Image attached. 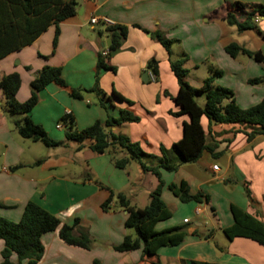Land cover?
Segmentation results:
<instances>
[{
    "label": "crops",
    "instance_id": "crops-1",
    "mask_svg": "<svg viewBox=\"0 0 264 264\" xmlns=\"http://www.w3.org/2000/svg\"><path fill=\"white\" fill-rule=\"evenodd\" d=\"M236 2L245 4V9H231ZM255 5L264 6V0H76L74 15L58 24L55 46V27L51 24L31 44L1 58L0 73L17 72L20 76L16 93L19 102L29 97V83L44 65L59 66L66 85H46L29 113L34 123L59 142L56 146L42 147L37 141L21 138L0 111V217L18 222L31 200L63 224L78 218L80 226L105 243L93 257L101 264H152L155 259L162 264H264V246L251 239L228 240L223 235L214 242V237L224 234L222 229L233 222L230 204L264 223V133H256L248 140L247 133L254 126L209 124L206 116L200 117L209 150L176 170H160L161 198L171 209V216L157 222L155 229L183 226L184 236L176 245L160 246L146 260L140 259L141 248L127 252L112 248L124 235L134 236L133 230L124 226L127 212L117 203V194L122 193L131 205L142 208L148 204L156 177L143 172L136 162L133 170L131 162L124 169L116 168L110 154H98L89 148L90 140H84L83 147L77 150L75 141L65 139L64 128L57 127L65 110L70 111L78 129L103 122L107 116L116 118L120 110H128L138 116V121L113 129L138 143L148 155L160 157L161 147L170 153L172 144L182 137L183 123L189 120L187 114H173L179 110L173 100L178 83L170 61L182 57L186 80L192 87H199L212 67L221 72L213 83L231 89L240 107L256 104L264 97V39L259 37L264 31V15L259 14L256 23L260 25L258 33L253 29L238 31L225 19L231 11L241 22L245 13L255 10ZM90 17L97 18L95 25L89 23ZM104 18L111 25L126 27V35L120 51L114 55L110 51L104 58L114 71L103 69L96 75L97 55L108 48ZM157 33L171 41L170 53L155 39ZM229 43L259 52L262 60L241 52L230 56L224 49ZM152 58L157 62V79L144 80L146 64ZM193 74H201L202 79L190 78ZM96 76L98 88L110 100H104L102 105L95 92H84L80 99L71 96V88L93 87ZM254 78L262 82H249ZM112 91L126 101L113 97ZM2 99L0 91V102ZM196 102L202 107L204 97L198 96ZM145 161L157 164V158ZM16 165V170L9 169ZM213 165L217 170L212 169ZM65 171L71 176L61 174ZM181 181L187 183L190 194L201 195L198 201L180 202L172 194L167 185ZM245 186L252 202L245 195ZM110 193L112 198L104 211L101 203ZM41 241L44 250L38 264H80L86 258L84 249L64 243L57 230L44 233ZM2 247L0 239V251ZM10 260L18 264L15 254Z\"/></svg>",
    "mask_w": 264,
    "mask_h": 264
},
{
    "label": "trees",
    "instance_id": "trees-1",
    "mask_svg": "<svg viewBox=\"0 0 264 264\" xmlns=\"http://www.w3.org/2000/svg\"><path fill=\"white\" fill-rule=\"evenodd\" d=\"M76 0H0V59L9 53L19 50L31 44L48 26L54 25L52 45H56L59 34V22L74 15ZM234 10H244L245 4L233 3ZM255 13L264 15V6L255 5V10L245 13V18L239 22L231 11L225 16L230 25H235L238 31L253 29L255 23L252 17ZM107 36L111 40L109 50L118 48L123 43L126 35V27L119 25L105 26ZM264 39V31L261 32ZM165 50L170 53L171 41L162 38L160 34L154 35ZM232 57L238 53L252 56L256 61H261L259 52H251L236 43H229L224 47ZM185 57L170 61V69L174 73L178 91L173 96L179 110L173 114L179 116L187 114L189 120L183 123L182 137L172 144L170 153L161 147V156L153 157L145 153L138 143L132 142L123 133L116 132L113 128L128 122L138 121V116L128 110H120L119 116L113 118L107 116L103 122L95 121L91 125L78 129L75 126L71 114H63L58 123L64 128V136L67 141H75L76 149L83 147L84 140H90L89 148L95 153H108L111 155L113 165L124 169L131 161L136 162L143 172L152 173L157 180L155 187L149 192L148 204L137 208L130 204L128 198L122 193L117 194L120 207L126 210L124 226L132 229L134 236L126 234L117 245H112L117 252L133 251L141 248V260H146L156 254L160 246L176 245L184 236L183 226H172L162 230H156L155 224L171 216V209L163 202L161 190L163 181L160 170L173 171L180 164L196 161L204 150H209L205 144V132L200 124V117L206 116L209 124L213 123H245L255 127L247 133L248 140L256 133H264V97L256 104L242 108L236 101L231 89L218 86L213 83L215 77L221 74L220 70L210 67L208 75L203 79L199 87H192L186 80L187 70L183 67ZM147 70L157 79V62L150 59L146 64ZM103 69L114 68L106 65L104 57L98 53L96 61V75ZM251 83L262 82L261 78L250 79ZM54 83L65 86L59 66H42L29 83L30 95L23 101L16 99V93L20 86V76L17 72L0 73V91L2 92L3 104L0 110L5 113L17 134L24 139L40 141L46 146H56L59 142L51 139L45 130L34 123L29 113L38 101V93L46 85ZM70 94L75 98H82L84 92H95L99 96V102L103 105L104 100H110L97 85V76L94 86L89 89L71 88ZM111 95L118 100L125 99L112 91ZM198 96L204 97L203 106L196 102ZM126 101V100H125ZM157 158V164H147L145 159ZM178 159V162L175 160ZM18 166L9 169L14 171ZM89 178V174H87ZM168 189L180 202L198 201L201 195L190 194L187 183H170ZM245 195L252 202L250 191L245 186ZM110 197L101 203V209L106 211ZM230 214L233 222L224 227L222 232L228 240L235 237L248 238L261 246H264V223L256 216L242 210L234 204H230ZM57 230L59 238L67 245L89 250L92 246V238L85 227L79 225V219L75 218L71 224H63L60 220L43 207L33 201H28L23 209L21 219L18 222L0 217V239L3 247L0 251V264H12L10 257L16 255L17 263L25 261L26 264H38L43 254L41 236L49 231ZM77 232V233H76ZM152 264H162L159 260ZM191 264H207L191 261Z\"/></svg>",
    "mask_w": 264,
    "mask_h": 264
},
{
    "label": "rangeland",
    "instance_id": "rangeland-1",
    "mask_svg": "<svg viewBox=\"0 0 264 264\" xmlns=\"http://www.w3.org/2000/svg\"><path fill=\"white\" fill-rule=\"evenodd\" d=\"M259 24H255V31L258 33V29H259ZM260 38H262L261 36H259ZM263 39V38H262ZM202 75L201 74H193V75H191L190 76V78H193V79H198V80H200V79H202V77H201ZM255 84H257V83H255ZM203 97V96H202ZM3 98V97H2ZM1 104H3V99L1 100V102H0V105ZM1 111V110H0ZM2 112V111H1ZM2 114L5 116V117H7L6 115H5V113L4 112H2ZM8 118V117H7ZM11 123V122H10ZM11 126H12V128H13V125H12V123H11ZM37 143H39L42 147H47L45 144H43L42 142H40V141H37ZM49 147V146H48ZM215 162H218V160H216ZM219 163V162H218ZM131 164H132V166H131V168H130V170H133L134 168H135V162L133 161H131ZM217 164V163H216ZM61 174H64V175H66V176H71V172H68V171H65V172H63V173H61ZM155 179V178H154ZM117 203H118V201H117ZM223 235L224 234H222V233H220L218 236H215L214 237V242H218L219 241V238H221L222 239V237H223ZM90 236H91V238H92V246H91V248L89 249V250H83L84 252H82L83 253V255L86 257L85 258V260H81V262H80V264H101V263H99V261H97V260H95L93 257H94V255L96 254V253H100L102 250L101 249H104V246H105V243L103 242V241H100V240H97V239H95V237L94 236H92L91 234H90ZM225 237V236H224Z\"/></svg>",
    "mask_w": 264,
    "mask_h": 264
},
{
    "label": "built area",
    "instance_id": "built-area-1",
    "mask_svg": "<svg viewBox=\"0 0 264 264\" xmlns=\"http://www.w3.org/2000/svg\"><path fill=\"white\" fill-rule=\"evenodd\" d=\"M97 18L96 17H90L89 19V23L91 25H95L97 23ZM252 21L256 24L259 22V13H255L252 17ZM103 23H104V26H107V25H111L110 21L107 19V18H104L103 19ZM109 49L108 48H103L101 51H100V54L105 58L106 56H108L109 54ZM147 78L150 80V81H155V75L151 72V70H148L147 71ZM64 114H70V111L69 110H65L64 111ZM57 127L58 128H63V126L58 123L57 124ZM212 169L213 170H217V166L216 165H213L212 166ZM187 220L185 219L184 222H186Z\"/></svg>",
    "mask_w": 264,
    "mask_h": 264
},
{
    "label": "water",
    "instance_id": "water-1",
    "mask_svg": "<svg viewBox=\"0 0 264 264\" xmlns=\"http://www.w3.org/2000/svg\"><path fill=\"white\" fill-rule=\"evenodd\" d=\"M111 44V40L110 39H107V41H106V43H105V46H109ZM120 51V49H119V47L118 48H115V49H113V50H111V54L112 55H114V54H116V53H118ZM143 78H144V80H146L147 79V71L146 72H144V74H143Z\"/></svg>",
    "mask_w": 264,
    "mask_h": 264
},
{
    "label": "clouds",
    "instance_id": "clouds-1",
    "mask_svg": "<svg viewBox=\"0 0 264 264\" xmlns=\"http://www.w3.org/2000/svg\"><path fill=\"white\" fill-rule=\"evenodd\" d=\"M109 49V48H108ZM110 51V50H109Z\"/></svg>",
    "mask_w": 264,
    "mask_h": 264
}]
</instances>
